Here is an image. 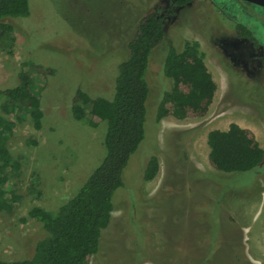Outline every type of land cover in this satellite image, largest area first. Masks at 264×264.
Masks as SVG:
<instances>
[{"label": "rangeland", "instance_id": "obj_1", "mask_svg": "<svg viewBox=\"0 0 264 264\" xmlns=\"http://www.w3.org/2000/svg\"><path fill=\"white\" fill-rule=\"evenodd\" d=\"M30 5V16L7 19L13 30L0 43V90L28 71L30 89L41 98L42 127L36 129L25 112L6 116L16 121L9 148L21 164L9 171L18 199L0 210V259L27 256L31 235L42 227L30 209L58 210L103 159L107 122L93 126L88 116L74 119L73 96L82 89L112 99L127 42L139 19L157 12L168 38L150 56L145 136L124 171L136 193L130 195L127 185L115 191L112 221L89 264H264V168L216 170L207 143L210 130L238 123L264 148V7L232 0L177 7L172 0H31ZM238 23L254 30L256 42L238 35ZM169 40L179 51L186 41H198L218 85L204 116L176 112L169 104L170 113L156 125L157 100L173 85L164 73ZM153 153L160 169L146 181ZM207 234L210 247L200 242ZM206 251L212 254L208 261Z\"/></svg>", "mask_w": 264, "mask_h": 264}, {"label": "trees", "instance_id": "obj_2", "mask_svg": "<svg viewBox=\"0 0 264 264\" xmlns=\"http://www.w3.org/2000/svg\"><path fill=\"white\" fill-rule=\"evenodd\" d=\"M194 1L172 0V3L177 7ZM30 2L0 0V43L13 30L7 19L30 16ZM236 30L239 36L256 42V37L244 24L238 23ZM167 38L164 17L157 12L145 14L127 42L128 56L119 63L113 98L92 97L82 89L76 90L71 105L74 119L82 120L88 116L93 126L107 122L105 155L76 194L58 210L52 211L43 206L30 209L29 215L41 221L42 227L31 235L29 254L19 260L0 259V264H89L92 256L100 252L103 230L111 223L116 209L115 191L127 185L130 195L136 193L134 185L125 183L124 171L145 136L149 93L146 78L150 56ZM169 46L164 73L173 79V85L157 100L156 125L170 113L169 104L176 112L204 116L218 85L206 65L198 41H186L181 51L172 40H169ZM261 63L264 67V56ZM39 69L44 70L42 67ZM30 80V73L23 69L18 74L16 85L0 90V108L4 113L0 114V210L10 207L18 199L9 171L19 169L21 164L14 160L9 148L16 121L7 117L15 111L25 112L36 129L42 127L41 98L31 91ZM207 143L209 161L216 170L234 173L256 169L257 173L264 168V148L250 128L230 123L228 129H212ZM153 154L144 169L143 178L146 181L154 179L160 169L159 159ZM204 238L201 244L210 247L211 238L208 234ZM210 256L212 254L207 252L205 260L208 261Z\"/></svg>", "mask_w": 264, "mask_h": 264}, {"label": "water", "instance_id": "obj_3", "mask_svg": "<svg viewBox=\"0 0 264 264\" xmlns=\"http://www.w3.org/2000/svg\"><path fill=\"white\" fill-rule=\"evenodd\" d=\"M264 7V0H243Z\"/></svg>", "mask_w": 264, "mask_h": 264}, {"label": "flooded vegetation", "instance_id": "obj_4", "mask_svg": "<svg viewBox=\"0 0 264 264\" xmlns=\"http://www.w3.org/2000/svg\"><path fill=\"white\" fill-rule=\"evenodd\" d=\"M232 1H237V2H239V1H243V0H232ZM243 2H246V4H253V3H250V2H247V1H243ZM255 5V4H254ZM243 10H245V9H243ZM243 24V23H242ZM244 26L246 27V28H248L247 27V25H245L244 24ZM249 29V28H248ZM253 34H254V36H255V32H254V30L253 29H249ZM239 35V34H238ZM242 37V36H241ZM244 38H246V37H244ZM248 39V38H247ZM248 40H250V39H248ZM250 41H252V40H250ZM263 58V57H262ZM262 61V60H261Z\"/></svg>", "mask_w": 264, "mask_h": 264}]
</instances>
